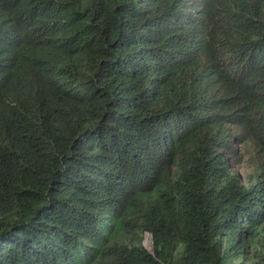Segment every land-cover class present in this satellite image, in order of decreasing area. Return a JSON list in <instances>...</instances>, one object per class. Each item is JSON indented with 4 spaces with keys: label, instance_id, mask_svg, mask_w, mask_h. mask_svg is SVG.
<instances>
[{
    "label": "trees",
    "instance_id": "16d2710c",
    "mask_svg": "<svg viewBox=\"0 0 264 264\" xmlns=\"http://www.w3.org/2000/svg\"><path fill=\"white\" fill-rule=\"evenodd\" d=\"M0 264H264V0H0Z\"/></svg>",
    "mask_w": 264,
    "mask_h": 264
},
{
    "label": "rangeland",
    "instance_id": "374dc122",
    "mask_svg": "<svg viewBox=\"0 0 264 264\" xmlns=\"http://www.w3.org/2000/svg\"><path fill=\"white\" fill-rule=\"evenodd\" d=\"M244 151V147H240V156L231 161V167L233 170L240 173L243 179H246L248 175L252 172V164L248 156L242 155L244 154ZM149 235L152 238V235L150 233L145 234L144 244L149 250H151L153 249L154 243L152 238V248L150 249L148 247L151 240Z\"/></svg>",
    "mask_w": 264,
    "mask_h": 264
},
{
    "label": "water",
    "instance_id": "95a60500",
    "mask_svg": "<svg viewBox=\"0 0 264 264\" xmlns=\"http://www.w3.org/2000/svg\"><path fill=\"white\" fill-rule=\"evenodd\" d=\"M152 238H153V236H152ZM153 251V250H152Z\"/></svg>",
    "mask_w": 264,
    "mask_h": 264
}]
</instances>
